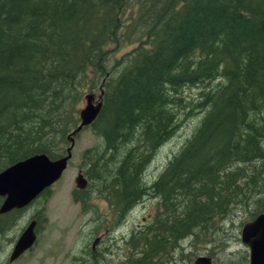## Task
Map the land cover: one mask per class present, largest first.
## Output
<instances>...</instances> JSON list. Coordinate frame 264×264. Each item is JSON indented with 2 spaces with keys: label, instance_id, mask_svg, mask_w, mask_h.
I'll return each instance as SVG.
<instances>
[{
  "label": "trees",
  "instance_id": "16d2710c",
  "mask_svg": "<svg viewBox=\"0 0 264 264\" xmlns=\"http://www.w3.org/2000/svg\"><path fill=\"white\" fill-rule=\"evenodd\" d=\"M184 87L199 88L192 102ZM82 88L100 108L86 125L97 142L82 153L81 193L96 182L115 225L155 200L124 239L129 264H168L234 208L264 210V0H0V170L63 155ZM184 106L198 123L147 179Z\"/></svg>",
  "mask_w": 264,
  "mask_h": 264
},
{
  "label": "rangeland",
  "instance_id": "374dc122",
  "mask_svg": "<svg viewBox=\"0 0 264 264\" xmlns=\"http://www.w3.org/2000/svg\"><path fill=\"white\" fill-rule=\"evenodd\" d=\"M132 46L133 44L125 42L113 48L112 53L118 58ZM91 90L82 88L76 115L85 104L86 94H93V101L97 100L99 94ZM198 91L197 87H184L180 95L184 101L192 102ZM180 113L181 126L167 142L156 149L144 171L147 179L161 170L200 118L199 113H195L190 107H182ZM73 137L67 165L47 191L25 208L0 215V264H129L127 256L131 251L124 244V239L142 226L143 218L149 219L154 214L155 200L151 197L144 199L142 204H136L127 213L122 224L115 225L110 212L112 208L97 194L99 186L96 182L89 184L83 193L74 186L77 171L84 172L81 167L82 153L97 142V137L89 126L82 127ZM57 145L58 154H61L69 141ZM83 195L89 196L85 202L79 203L73 199V196L79 198ZM1 199L0 197V202ZM251 213L252 207L234 208L222 223H217L216 230L210 236L203 238L206 242L199 240V237L195 241L190 237L181 241L178 248L167 257L168 264H192L193 259L199 256L208 257L210 264H247L248 250L240 241L239 232L241 225L251 219ZM34 215V243L17 258L9 261L16 238Z\"/></svg>",
  "mask_w": 264,
  "mask_h": 264
},
{
  "label": "water",
  "instance_id": "95a60500",
  "mask_svg": "<svg viewBox=\"0 0 264 264\" xmlns=\"http://www.w3.org/2000/svg\"><path fill=\"white\" fill-rule=\"evenodd\" d=\"M84 100V106L78 111L79 122L66 136L69 145L63 155L51 159L44 153H36L0 170V214L26 206L59 178L71 156L72 136L92 122L100 108V102H94L91 94H86ZM86 183L81 170H78L74 178L75 188H84ZM34 226L35 220L32 219L19 233L8 257L9 261L14 260L34 243ZM239 238L248 250L247 264H264V211L241 225ZM192 264H210V260L208 257L199 256Z\"/></svg>",
  "mask_w": 264,
  "mask_h": 264
},
{
  "label": "flooded vegetation",
  "instance_id": "af4514ba",
  "mask_svg": "<svg viewBox=\"0 0 264 264\" xmlns=\"http://www.w3.org/2000/svg\"><path fill=\"white\" fill-rule=\"evenodd\" d=\"M81 190H83V189H81ZM84 202H85V201H84ZM26 206H27V205H26ZM26 206H24V207H22V208H18V209H19V210H20V209H23V208H25ZM15 210H17V208L11 209V210L7 211L6 213H10L11 211H14V212H15ZM3 214H4V213H3ZM1 215H2V214H1ZM35 216H36V215L32 216V218H31L30 220L35 219ZM30 220H29V221H30ZM124 220H125V218H124ZM124 220L120 221V223H118V225L122 224V223L124 222ZM29 221H28V222H29ZM28 222H27V223H28ZM26 225H27V224H26ZM26 225H25V226H26ZM23 229H24V228H23ZM23 229H22V230H23ZM23 252H24V251H23ZM23 252H22V253H23ZM18 256H19V255H18ZM18 256H17V257H18ZM17 257H16V258H17Z\"/></svg>",
  "mask_w": 264,
  "mask_h": 264
},
{
  "label": "bare ground",
  "instance_id": "6f19581e",
  "mask_svg": "<svg viewBox=\"0 0 264 264\" xmlns=\"http://www.w3.org/2000/svg\"><path fill=\"white\" fill-rule=\"evenodd\" d=\"M81 129H82V128H81ZM76 133H77V132H76ZM76 133H75V134H76ZM75 134H74V135H75ZM74 135H73V136H74ZM73 136H72V137H73ZM73 140H74V137H73ZM48 157H49V156H48ZM81 173H82V171H81ZM82 174H83V173H82ZM83 176H84V174H83ZM84 177H85V176H84ZM85 179H86V177H85ZM86 181H87V180H86ZM86 185H87V183H86ZM85 187H86V186H85ZM85 187H84V188H85ZM84 188H81V189H84ZM77 189H78V188H77ZM5 213H6V212H5ZM2 214H3V213H2ZM0 215H1V214H0Z\"/></svg>",
  "mask_w": 264,
  "mask_h": 264
}]
</instances>
